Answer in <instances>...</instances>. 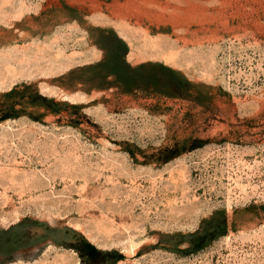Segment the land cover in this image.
Here are the masks:
<instances>
[{"label":"rangeland","instance_id":"rangeland-1","mask_svg":"<svg viewBox=\"0 0 264 264\" xmlns=\"http://www.w3.org/2000/svg\"><path fill=\"white\" fill-rule=\"evenodd\" d=\"M0 264H264V0H0Z\"/></svg>","mask_w":264,"mask_h":264},{"label":"bare ground","instance_id":"bare-ground-1","mask_svg":"<svg viewBox=\"0 0 264 264\" xmlns=\"http://www.w3.org/2000/svg\"><path fill=\"white\" fill-rule=\"evenodd\" d=\"M230 1H231V0H230ZM226 2H227V1H226ZM166 6H167V5H166ZM202 8H203V7H202ZM176 9H177V8H176ZM176 9H175V10H176ZM180 9H181V8H180ZM190 9H191V8H190ZM195 9H197V8H195ZM178 10H179V9H178ZM183 11H184V9H183ZM186 11H187V10H186ZM208 11H209V10H208ZM200 13H201V12H200ZM186 14H187V13H186ZM188 15H189V14H188ZM180 18H181V17H180ZM177 19H178V18H177ZM184 19H185V18H184ZM181 20H182V19H181ZM179 23H180V22H179ZM179 23H178V24H179Z\"/></svg>","mask_w":264,"mask_h":264}]
</instances>
